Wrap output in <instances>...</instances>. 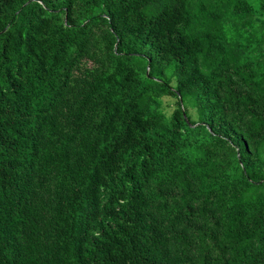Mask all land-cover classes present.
<instances>
[{
    "label": "trees",
    "instance_id": "1",
    "mask_svg": "<svg viewBox=\"0 0 264 264\" xmlns=\"http://www.w3.org/2000/svg\"><path fill=\"white\" fill-rule=\"evenodd\" d=\"M0 264H264V0H0Z\"/></svg>",
    "mask_w": 264,
    "mask_h": 264
},
{
    "label": "rangeland",
    "instance_id": "2",
    "mask_svg": "<svg viewBox=\"0 0 264 264\" xmlns=\"http://www.w3.org/2000/svg\"><path fill=\"white\" fill-rule=\"evenodd\" d=\"M162 105H163L164 112L166 114H168L172 110V108L174 107L175 100L170 95L164 96L162 98Z\"/></svg>",
    "mask_w": 264,
    "mask_h": 264
}]
</instances>
